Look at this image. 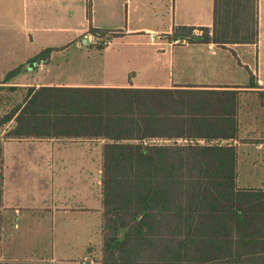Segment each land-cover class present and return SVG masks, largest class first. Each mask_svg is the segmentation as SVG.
<instances>
[{
  "label": "trees",
  "instance_id": "16d2710c",
  "mask_svg": "<svg viewBox=\"0 0 264 264\" xmlns=\"http://www.w3.org/2000/svg\"><path fill=\"white\" fill-rule=\"evenodd\" d=\"M91 7L88 0L89 17ZM90 32L99 40L117 33ZM258 35V0H214L212 28L179 26L168 39L224 48L255 44ZM54 51L43 50L31 63L49 61ZM22 70L9 72L2 84ZM247 88H262L252 73ZM241 93L30 87L1 125L16 122L5 139L106 141L102 264H264V190L238 188L237 147L222 144L238 139ZM259 95L264 103V91Z\"/></svg>",
  "mask_w": 264,
  "mask_h": 264
},
{
  "label": "crops",
  "instance_id": "0c3cea01",
  "mask_svg": "<svg viewBox=\"0 0 264 264\" xmlns=\"http://www.w3.org/2000/svg\"><path fill=\"white\" fill-rule=\"evenodd\" d=\"M91 2L89 17L88 0H0V25L8 26L9 40L13 43L12 50L7 53L9 61L8 65L5 64L3 79L12 70L23 67L22 72L9 83L2 84L4 80H0V86L27 90L42 86L238 89L242 91L238 104V139L223 141L222 144L237 147L238 188L264 190V103L259 95L260 91H264V0H258L257 42L224 48L215 44H190L186 40L168 39L179 26L212 28L214 0ZM91 29L117 32L110 47L116 41L130 37L137 40L135 45L156 48L154 54L158 55L154 60L159 58L153 63L152 76L146 79L136 76L134 79L131 75L135 69L121 67L118 61L121 53L106 52L110 47L99 50L88 46L94 51L85 57L83 41L92 36ZM47 33L55 34L50 41ZM62 40L64 42L59 43ZM48 42L53 44L48 45ZM47 48L56 49L49 61L31 63ZM72 49L75 50L70 54L73 61L63 66L66 74L64 81H47V76L45 79L35 77L47 72L48 65H54L57 53ZM240 70L248 73L249 82L250 73L254 74L262 88H247L249 82L245 76L242 82L239 80ZM57 71L60 72V69ZM242 98H253V103L247 101L242 108ZM244 122L256 128L255 133H243ZM4 126L0 129V141L3 143L0 157V264H102V244L101 252L89 247L82 260L60 254L55 256L54 252L48 257V244H40V234L47 233L48 226L55 227L58 221L64 223L62 227H67L71 217H82L91 210L100 215L102 234L101 180L103 145L106 141L5 139V134L16 126V122L13 119ZM66 144L76 149L71 157L62 152V146ZM69 168L82 170L86 175L80 179L84 189L76 195L64 193L66 182L64 179L60 182L63 170ZM91 168L98 170L99 175L97 185L100 193L96 195L94 204L90 201V185L87 182V170ZM256 181L259 187L248 185L254 186ZM30 233L31 242H28L26 235ZM33 234H37L36 239ZM51 247L55 249L56 244Z\"/></svg>",
  "mask_w": 264,
  "mask_h": 264
},
{
  "label": "rangeland",
  "instance_id": "374dc122",
  "mask_svg": "<svg viewBox=\"0 0 264 264\" xmlns=\"http://www.w3.org/2000/svg\"><path fill=\"white\" fill-rule=\"evenodd\" d=\"M8 26L6 25H0V80L3 81L4 79V71L6 70L5 64L8 65L9 56L7 55L9 50H12L13 43L9 40V29H7ZM198 33H201L200 31ZM55 34L53 33H47L46 36L49 39L53 38ZM59 35V34H57ZM70 35V34H69ZM68 35V36H69ZM92 36H95L92 34ZM114 36H117L115 34H111L107 36L104 40H98L94 39L93 43L91 44H84L83 45V51L85 57L89 54V52H92L90 47H110L112 44V41ZM137 40L134 38L127 37L123 41H116L115 45L113 47H110L106 50V52H119L121 53L120 59H118L121 67L126 68H134L135 72L131 75L136 78H144L151 77L153 74L152 66L153 63H155L156 60H154V57L158 54H154L156 51V48L152 46H145V45H135V42ZM62 42L59 43H63ZM92 42V41H91ZM105 42L108 43V45L105 44ZM48 45H51L53 43L48 42ZM51 43V44H50ZM84 43V41H83ZM180 44V42H179ZM63 45V44H61ZM90 46V47H88ZM75 52L74 49L71 51H65L64 53H57L55 55V63L50 64L47 66V72H41L40 76L35 75L37 78L45 79V76H47V81H64V78L66 77L65 69L63 66H66L67 62H72L73 57L70 54H73ZM128 56V57H127ZM136 56V58H134ZM132 57V58H131ZM243 59V58H242ZM58 64H61V66H58ZM57 69H60V72L57 71ZM177 73V68H176ZM249 82L248 73L246 71L240 70L239 71V80L242 82L244 80ZM27 94L26 88H16L11 89L10 87L0 86V129L5 128L4 125H1L2 119L10 114L15 108H17L18 105L22 104L25 100V96ZM249 102L250 104L253 103V98L246 99L242 98V108L245 107V102ZM243 127V133H253L256 131V128L249 127L246 122L242 125ZM259 130V129H258ZM255 133V132H254ZM167 143V142H164ZM71 145L66 144L62 146V152L71 157L75 153V148L70 147ZM249 147V146H247ZM74 170V172H73ZM88 179L87 182L90 185V201L92 204L96 202V195L100 193V187L97 185V181L99 180L98 170L95 168L88 169ZM242 169V176H243ZM85 175L84 171L79 170L77 168H69L65 169L62 172V177L60 182L65 180V186L66 189L64 190V193H68L70 195H76L81 190L84 189L83 185L81 184V177ZM86 176V175H85ZM74 187H73V186ZM251 187H259L258 182H254L253 184H248ZM97 207V206H96ZM95 209V208H94ZM73 219H75V222H71ZM70 225L67 227H62V225L59 223L55 227H49L48 226V232L45 234H40V244H48L47 249V256L51 257L52 253L54 252L55 256H73L75 259H83L84 256L87 254L88 248L92 247L96 250H100L101 252V244H102V234H101V218L100 215L95 210H91L90 212L86 213L84 216H75L70 218ZM62 229H67L70 232L64 233ZM37 234H33V237L36 239ZM17 236V234H16ZM26 238L28 239V242H31V233L26 235ZM26 239V240H27ZM56 244L55 249L51 247V245Z\"/></svg>",
  "mask_w": 264,
  "mask_h": 264
},
{
  "label": "water",
  "instance_id": "95a60500",
  "mask_svg": "<svg viewBox=\"0 0 264 264\" xmlns=\"http://www.w3.org/2000/svg\"><path fill=\"white\" fill-rule=\"evenodd\" d=\"M94 39H99V36L98 35H95V36H90L89 38H86L84 40V44H89Z\"/></svg>",
  "mask_w": 264,
  "mask_h": 264
},
{
  "label": "built area",
  "instance_id": "2783aa9c",
  "mask_svg": "<svg viewBox=\"0 0 264 264\" xmlns=\"http://www.w3.org/2000/svg\"><path fill=\"white\" fill-rule=\"evenodd\" d=\"M183 42H184V41H183ZM105 44H106V45H108V43H107V42H105Z\"/></svg>",
  "mask_w": 264,
  "mask_h": 264
}]
</instances>
